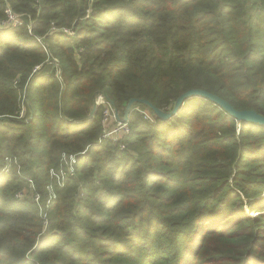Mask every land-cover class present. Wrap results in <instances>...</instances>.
I'll return each mask as SVG.
<instances>
[{"label":"trees","instance_id":"trees-1","mask_svg":"<svg viewBox=\"0 0 264 264\" xmlns=\"http://www.w3.org/2000/svg\"><path fill=\"white\" fill-rule=\"evenodd\" d=\"M7 6L0 264H264V126L197 96L166 120L134 103L117 141L102 105L88 118L96 92L123 116L191 88L264 114V0H0V20Z\"/></svg>","mask_w":264,"mask_h":264},{"label":"water","instance_id":"water-1","mask_svg":"<svg viewBox=\"0 0 264 264\" xmlns=\"http://www.w3.org/2000/svg\"><path fill=\"white\" fill-rule=\"evenodd\" d=\"M95 95L98 96V95H103V94L96 92ZM103 96L111 103L116 119L121 122L128 121V115L134 103H142L146 105L149 109L152 110L153 114L156 117H158L161 120H166L170 118L171 116L175 115L180 110L182 104L184 103L186 99L197 96V97H204V98L211 100L212 102L217 104L219 107H221L224 111H226L230 116L234 117L237 121L252 122V123H256L261 126H264V114L257 113L255 110H252V109H236L227 100L223 99L222 97L214 93L206 91L204 89L191 88L181 93L176 98L173 104V107L170 110L160 109L147 99L130 98L128 101L123 103L125 109H124V115L122 117L119 116L118 108L114 105V103L105 95ZM98 105H99L98 100L95 99L94 104L88 115V118L90 119L93 118L95 114V110L98 107Z\"/></svg>","mask_w":264,"mask_h":264},{"label":"built area","instance_id":"built-area-1","mask_svg":"<svg viewBox=\"0 0 264 264\" xmlns=\"http://www.w3.org/2000/svg\"><path fill=\"white\" fill-rule=\"evenodd\" d=\"M5 12H6V17L4 19L0 20V28H4V27L6 28V27L16 26V25L21 24V19H20L19 15L14 13L9 6L6 7ZM62 31H64L66 33H73V31H71L70 29H62ZM100 96L104 97L103 95H100ZM106 101H107L106 102L107 105L102 103L100 100L98 101L99 105L103 104L102 105L103 106L102 117H101V123L103 126H105L104 124L108 120V116L110 114H114V110H113L111 103L107 99H106ZM128 131H129V126H128L127 122L117 121V124L113 127V129L111 130L110 133H119L120 136H123L124 134L128 133ZM103 137H107L113 141H117L121 138V137L118 138L117 136L112 137L109 133H107L104 130V128H103ZM62 161H63V164L60 166V168L58 170H56V169L50 170V175L52 177H54L60 183H62V181L65 179V177L68 174L72 175L74 173V169H73L72 164L75 162V157L73 155H70L69 157H67L66 155H63ZM25 180H27L29 188L34 191L35 188H34L33 179L30 177H26ZM47 189L49 191V197L45 201V205L41 204V194L39 192H35V194H34V201L37 204H40L39 206H41L42 208L44 206H48L49 201L53 196V194L51 192L52 187L50 185H48ZM20 193H21V191L19 192V194ZM42 218H43V228H45L47 223H48L46 215L44 214L42 216Z\"/></svg>","mask_w":264,"mask_h":264},{"label":"rangeland","instance_id":"rangeland-1","mask_svg":"<svg viewBox=\"0 0 264 264\" xmlns=\"http://www.w3.org/2000/svg\"><path fill=\"white\" fill-rule=\"evenodd\" d=\"M96 99L99 101H101L102 103H104V104H106L107 105V101H106V99L104 98V97H102V96H100V95H98L97 97H96ZM103 105V104H102ZM146 112H147V114H148V116L149 117H152V112L151 111H149V110H146ZM101 117H102V112H101ZM120 117H122V116H120ZM117 121H119V120H117L116 119V117L114 116V114H110L109 116H108V120L106 121V123L104 124L105 126H103V128H104V130L107 132V133H109L112 137H122V136H120L119 135V133H110L111 132V130L113 129V127L117 124ZM246 212L248 213V214H252V212H251V210L250 209H247L246 208Z\"/></svg>","mask_w":264,"mask_h":264}]
</instances>
